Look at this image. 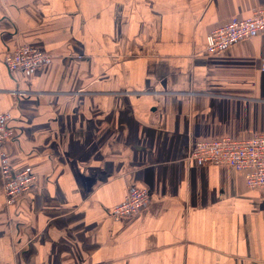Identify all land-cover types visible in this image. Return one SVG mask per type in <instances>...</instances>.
Masks as SVG:
<instances>
[{
    "label": "crops",
    "instance_id": "1",
    "mask_svg": "<svg viewBox=\"0 0 264 264\" xmlns=\"http://www.w3.org/2000/svg\"><path fill=\"white\" fill-rule=\"evenodd\" d=\"M264 0H0L4 146L34 186L7 203L0 264H264V192L199 141L264 134V32L217 54L206 37ZM52 55L11 71L19 46ZM146 189L142 212L111 211Z\"/></svg>",
    "mask_w": 264,
    "mask_h": 264
},
{
    "label": "built area",
    "instance_id": "2",
    "mask_svg": "<svg viewBox=\"0 0 264 264\" xmlns=\"http://www.w3.org/2000/svg\"><path fill=\"white\" fill-rule=\"evenodd\" d=\"M264 32V9H257L246 19L234 18L206 37L205 51L217 54L225 48ZM53 57L42 50L23 45L6 56V66L11 71L29 73L50 64ZM264 71V61L261 63ZM16 138L9 114L0 112V171L8 204L16 202L29 191L36 182L35 174L28 169L15 170L10 155L4 146ZM190 159L201 164L228 165L245 176L249 189L264 192V134H257L247 140L229 137L216 140H203L195 144ZM146 189H131L125 200L115 206L111 214L116 220L142 212L148 202Z\"/></svg>",
    "mask_w": 264,
    "mask_h": 264
}]
</instances>
